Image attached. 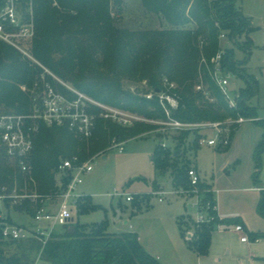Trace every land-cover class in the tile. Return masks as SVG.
<instances>
[{
	"label": "trees",
	"instance_id": "1",
	"mask_svg": "<svg viewBox=\"0 0 264 264\" xmlns=\"http://www.w3.org/2000/svg\"><path fill=\"white\" fill-rule=\"evenodd\" d=\"M236 1L139 0L143 12L154 17L162 26L159 30L140 31L117 26L111 8L115 7L117 12H121L122 0H55L56 6L52 5V0H32L30 4L33 10L24 17V20L30 19L34 26L29 47L32 60L0 42V116L2 113L32 115L34 108L40 106L44 92L36 77L46 70L97 103L145 118L163 119L156 97L145 99L133 94L125 89L122 81H145L148 87L146 92L162 90L164 78L173 83L176 88L172 92L178 97L179 108L172 112V117L184 123L223 122L229 117L238 116L255 117V109L246 103L257 93L256 80L241 67L247 58L238 62L230 50V42L237 44L236 38L241 35H246V40L241 46L237 44L239 49L250 53L248 50L252 45L248 35L252 30L250 20L236 9ZM20 5L26 9L28 0H20ZM221 34L229 44L225 50L220 40ZM221 50L222 71L235 75L245 83V87L239 90L235 109L228 107L211 79L214 68L210 60ZM46 77V86L50 83L48 86L65 97L75 98L69 89ZM198 83L203 84L208 97L196 90ZM20 86L27 91H22ZM89 114L96 117V125L87 146L79 144L77 136L67 126L48 127L39 120H26L25 130L32 141L26 158L30 174L18 169L17 161L8 158L0 142V188H6L9 195L13 190L20 193L23 185L31 179L37 186L38 195H52L57 190L54 174L61 160L77 156L84 162L103 150L112 139L122 142L155 127L138 122L127 128L104 122L97 118L98 109L93 106ZM188 136L189 133L183 131L173 135L176 143L174 152L156 148L151 158L157 175L172 168L173 184L185 189L190 183L187 171L194 170L192 165L180 158L181 145ZM200 138V133H195L193 148H198ZM180 150V155L174 157L173 154ZM263 152L264 136L255 151L257 166ZM254 179L257 185L259 180L255 176ZM66 183L67 180H64L63 185ZM195 188L204 195L202 199L199 193L196 195L199 197V209L200 206L209 205L206 213L213 220L196 224L190 216L182 215L176 219V226L181 237L186 231L193 230V236L185 240L186 245L198 257H204L211 247L214 224L241 227L243 224L239 218H219L216 199L204 181L199 180ZM77 201L76 215H85L97 208L89 196ZM4 203L5 206L10 205L12 200L6 199ZM139 204L138 200L134 202L136 208H139ZM39 205L25 199L20 205L13 206V210L24 212L31 218ZM256 211L264 217V195L256 205ZM5 222L11 223L8 217H0V228ZM71 225L75 227L74 234L69 235L67 229L57 233L42 249L40 243L33 241H8L11 245L17 244L18 253L13 255L4 254L2 248L5 242L0 235V264H33L40 249L41 260L46 264H161L146 252L136 233L110 234L107 232V221L85 225L74 222ZM245 233L250 242L264 239V231ZM29 257L30 260L27 259ZM260 260L264 264V259Z\"/></svg>",
	"mask_w": 264,
	"mask_h": 264
},
{
	"label": "rangeland",
	"instance_id": "2",
	"mask_svg": "<svg viewBox=\"0 0 264 264\" xmlns=\"http://www.w3.org/2000/svg\"><path fill=\"white\" fill-rule=\"evenodd\" d=\"M122 1L123 9L121 12H117L115 7L111 8L115 22L120 28L141 31L144 29L159 30L162 27L154 17L147 16L143 12L139 0ZM235 3L236 9L250 20L252 30L248 35L252 40V45L248 50L250 53L239 49L237 44L241 46L246 40V35H241L236 38L237 44L233 41L230 42V50L234 52V58L238 62H242L247 58V62L241 67L256 80L257 93L246 103L248 107L255 109L256 116L247 117L252 118L253 122L248 121L243 125L231 122L227 126L221 125L218 130L202 127L187 128L183 132L189 133V136L181 145L182 154L180 158L185 163L192 165L194 170L196 168V171H198L199 168L202 171L201 181L212 184V194L217 200L218 212L225 216H240L249 230L263 232L264 217L258 214L256 205L264 195V152L261 154L258 162L259 166H257L255 151L264 136V125H259V123H264V0H237ZM27 13L29 12L25 9L21 13L20 11L16 13V19L20 25L30 22L28 17V20H24ZM9 31L6 33L10 35L9 37L14 45L2 39H0V42L32 60L29 47L33 36L32 38H22L19 28H10ZM226 40L225 37L222 42L225 43ZM46 76L72 92V87L68 82L63 83L46 70H43L42 74L36 77V81L40 82L42 88L46 86L44 84L47 81ZM122 82L125 89H129L138 96H141L148 89L146 85V87L144 86L145 81ZM229 83L230 89L233 90L236 99L239 100V90L245 87V83L231 74L229 75ZM47 85H50V83ZM20 89L27 91L24 86H20ZM72 94L75 98L78 97L74 92ZM93 107L97 108L94 105ZM97 109L98 114L103 111L101 107ZM127 113L145 118L133 112ZM239 117L241 116L237 118ZM98 118L113 125L117 124L110 119ZM237 118H232V121ZM155 130L156 127L122 141V153L116 147H113L114 139H112L103 150L86 159H93L91 162L93 171L83 177L82 185L78 187L77 192L90 195L93 204L97 208L85 215L76 216L74 214V221L83 225L85 223L107 221V232L116 235L122 232L136 231L142 239L141 245L149 249L154 257L159 256L162 263L165 264H219L214 261L217 256H222V264L227 263V261L231 262L235 258L242 260L243 264H249L251 253L256 255L257 258L259 256L264 258V241L249 242L247 245L240 244L239 234L232 232L233 230H225L229 225L224 224L213 225L211 247L207 257L198 258L195 251L186 245L188 232L192 234L194 232L190 229L181 237L176 226V219L182 217V215L190 216L191 221L197 224L199 221L196 220H198L200 213L197 211V199L193 194L198 195L199 193L200 199L204 195L200 194L198 189L195 190L191 183L186 189L175 187L172 182V168L161 175L156 174L151 159L155 149H160V145L165 143V149L174 152L176 143L171 135L157 134ZM215 131L222 133V135L229 133L228 146L217 144L214 147H207L198 143V148H193L195 133L200 132L201 136L212 138L216 133ZM90 139L81 140L77 136L78 143H84L86 146L90 143ZM189 171H187V176ZM254 176L259 180L257 185ZM28 182L20 189V193L13 190L11 195L20 196L26 193H36V184L31 179ZM114 192L132 196L133 203H128L124 196L110 197L109 195ZM165 192L168 194L162 196L161 194ZM171 192L175 194H170ZM153 193L158 195L155 196ZM158 197H163L164 202L159 203ZM24 200H20L18 197L16 203L12 202L10 205H6L3 211L0 203L2 217L11 214V221L13 220L12 222L17 225H27L32 222L31 218H28L24 212L19 213L13 210V206L20 205ZM137 200L140 202L139 208L134 206V202ZM204 210L200 211L205 217L203 222H211L212 219L209 220L210 218ZM129 227L132 229L130 230ZM225 248L230 249V259H227L228 257L224 255ZM17 249V244L11 245L8 241H5V246L2 248L5 255L18 253ZM27 259L30 260V257ZM255 264L263 263L256 260Z\"/></svg>",
	"mask_w": 264,
	"mask_h": 264
},
{
	"label": "built area",
	"instance_id": "3",
	"mask_svg": "<svg viewBox=\"0 0 264 264\" xmlns=\"http://www.w3.org/2000/svg\"><path fill=\"white\" fill-rule=\"evenodd\" d=\"M31 1L32 0H28V5L25 9L30 13L33 10L30 4ZM52 1V5L56 6L57 4L55 0ZM23 10L24 9H22L20 5V0H0V39L14 45L9 37L10 35L6 33L10 32V28H19L20 36L24 39L32 38L34 34V26L32 25V22L20 25L15 16L17 12L20 11L21 13ZM224 38L225 36L221 34L220 40H223ZM222 55L223 51L221 50L210 60L214 68L211 73V79L218 87L224 100L227 102L228 107L235 109L237 99L235 96L236 94L230 89L229 74H225L220 68ZM162 86L163 88L162 90H159V93H156L155 90L152 89L148 90L141 96L145 99H152L153 97H156L163 113V119H145L132 113L129 114L127 112H123L118 108H111L101 103H95L93 100L73 88L71 91L78 97L69 99L53 89L51 86L47 85L44 87V94L41 99L40 106H36L34 108L32 115L15 116L11 114H2L0 116L1 145L4 146L8 158L12 161H17L18 169L29 175L31 170L28 166L26 158L31 150L32 141L28 132L25 130L26 120H39L48 127L67 126V128L81 140L90 139L92 137V132L95 129L96 117L89 114V109L93 105L97 106V108L101 107L103 109V111L98 114V117L110 119L112 122L127 128L138 122L149 123L156 127L155 132L157 134L164 136L165 134L173 136L181 131H185L189 127H202L206 129L213 128L214 130H218L221 125L227 126V124H231V122L243 125L245 122L254 121L252 118L247 117H239L234 121H232V118L229 117L223 122H203L195 124L184 123L180 120L178 121L172 117V112L179 108L178 97L172 92L176 86L173 83L168 82L165 78L162 80ZM196 90L203 92L205 97H208V92L205 91L203 84L198 83ZM209 100L214 101L212 99ZM199 144L206 145L207 147H214L217 144H220V146H228L229 133L227 135H222V133L217 131L212 138L201 136ZM113 147H116L120 153L123 152V142H117L114 140ZM160 148L164 150L166 148L165 143H162ZM92 160L93 159H89L81 162L77 156L61 160L55 171V185L57 186V190L52 195L41 196L37 193H26L20 196H15L9 195L6 188H0V203L3 205L4 200L6 199H11L13 203H16L18 197L20 200L28 199L33 204H40L35 214L31 217L32 224L16 225L7 222L1 224V240L3 242L33 241L40 243L42 249L45 244L52 240L57 233L66 230L69 225L73 224L75 222L73 215L76 214L77 200L83 197V195L77 192V189L80 185H82L83 177L93 171L91 166ZM188 179L191 185L195 188L200 180L198 172L195 170L189 171ZM64 180H67V183L65 184L66 186L63 185ZM167 194L168 193L165 192L161 195L165 196ZM170 194L175 193L171 192ZM153 195L157 196L158 194L153 193ZM109 196L116 198L124 196L128 203H132L134 200L132 196L124 193L120 194L118 192H114ZM193 196L197 199L196 207L197 211L200 213L198 220L196 221L203 222L205 217L200 211L205 209L204 212L206 213L209 205L200 206L199 209V198L195 195V193ZM188 197L190 198L191 196ZM164 200L165 199L163 197H158L159 203H163ZM232 228L235 233L239 234L240 243L247 245L250 242L244 232V228L240 225H234ZM192 236L193 234L188 232L187 239L189 240ZM263 240H255L254 243ZM41 251L38 253V256L33 264H46L41 260Z\"/></svg>",
	"mask_w": 264,
	"mask_h": 264
},
{
	"label": "crops",
	"instance_id": "4",
	"mask_svg": "<svg viewBox=\"0 0 264 264\" xmlns=\"http://www.w3.org/2000/svg\"><path fill=\"white\" fill-rule=\"evenodd\" d=\"M229 46V45H228ZM103 158H105V157H103ZM201 172L202 171H200L199 170V168H198V174H199V178L201 177ZM207 185H209L210 187H211V190H212V184H207ZM213 191V190H212ZM80 194V193H79ZM81 195H83V196H89L90 197V195H84V192L83 193H81ZM91 198V197H90ZM2 205V211L5 209V204L3 205V204H1ZM216 211H217V213H218V215H219V217L221 218V219H230V218H239V220L242 222V228H244V232H246V231H251V230H249V228H247L246 227V224H245V222L243 221V219L240 217V216H233V215H230V216H225L224 214H222V213H220V212H218V209H217V200H216ZM1 212V211H0ZM118 213H119V211H118ZM11 214L9 215V216H5V217H8L9 219L11 218ZM27 216V215H26ZM76 216H78V215H76ZM0 217L1 218H3L2 217V215L0 214ZM5 217L3 218V219H5ZM28 218H30L29 216H27ZM32 220V219H31ZM10 221H11V219H10ZM13 221V220H12ZM11 221V223H13V224H16L15 222H12ZM30 224H32V222H30V223H28L27 225H30ZM85 224H89V223H85ZM92 224V223H91ZM17 225V224H16ZM23 225H26V224H23ZM235 224H230L229 226H228V228H226L225 230H227V231H232L233 230V226H234ZM224 227H226V226H224ZM130 228V230L132 229L131 227H129ZM225 230H223V231H225ZM232 232H234V231H232ZM251 232H253V231H251ZM131 233H136L137 235H138V238H139V242L141 243L142 242V239H141V237H139V234L136 232V231H131ZM246 234V233H245ZM264 241V240H263ZM262 241V242H263ZM240 244H242V243H240ZM243 245H246V244H243ZM142 247H143V245H142ZM144 249L146 250V252L149 254V255H152L153 256V254H152V252H150L149 251V249H147L146 247H144ZM210 251V250H209ZM209 254V253H208ZM224 255L226 256V257H228L227 259H230V257H231V252H230V249H228V248H225V250H224ZM208 256V255H207ZM207 256H204V257H207ZM154 257V256H153ZM199 257H201V256H199ZM198 257V258H199ZM222 256H217V257H215V259H214V261L216 262V263H219V264H222V258H221ZM249 257H250V259H249V264H255V262H256V260L257 261H260L261 263H263L260 259H264V258H261V256H259V258H257L256 257V255H254L253 253H251L250 255H249ZM155 258L157 259V261L160 263V261H161V264H165V263H162V260H160L161 258H159V256H155ZM225 264H243V262H242V260H240V259H233L231 262H228L227 261V263H225Z\"/></svg>",
	"mask_w": 264,
	"mask_h": 264
},
{
	"label": "water",
	"instance_id": "5",
	"mask_svg": "<svg viewBox=\"0 0 264 264\" xmlns=\"http://www.w3.org/2000/svg\"><path fill=\"white\" fill-rule=\"evenodd\" d=\"M228 42H225L224 44H223V50H225L227 47H228ZM155 92L156 93H159V90H155ZM180 153H181V150L180 151H177V152H175L174 154H173V156L174 157H176V156H178V155H180ZM74 225H69V227H67V233L70 235V234H74L73 232H74Z\"/></svg>",
	"mask_w": 264,
	"mask_h": 264
}]
</instances>
